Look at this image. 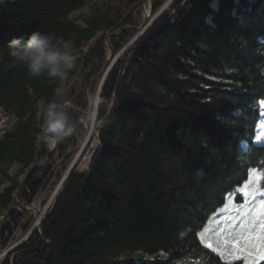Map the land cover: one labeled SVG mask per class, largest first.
Instances as JSON below:
<instances>
[{
  "label": "trees",
  "instance_id": "16d2710c",
  "mask_svg": "<svg viewBox=\"0 0 264 264\" xmlns=\"http://www.w3.org/2000/svg\"><path fill=\"white\" fill-rule=\"evenodd\" d=\"M147 1L0 0V107L15 120L0 140V185L11 183L0 192V226L12 205L53 192L90 130L89 97L99 99L89 171L68 174L41 227L1 264L229 261L199 233L251 168L264 172V144L255 143L264 0H173V13L131 42ZM164 1L153 0L155 12ZM36 31L71 43L79 57L67 97L77 130L55 147L40 123L58 82L30 75L8 46ZM111 49L118 57L104 76ZM14 163L22 180L9 174ZM33 220L20 223L24 233ZM13 233L0 234L2 248Z\"/></svg>",
  "mask_w": 264,
  "mask_h": 264
},
{
  "label": "rangeland",
  "instance_id": "374dc122",
  "mask_svg": "<svg viewBox=\"0 0 264 264\" xmlns=\"http://www.w3.org/2000/svg\"><path fill=\"white\" fill-rule=\"evenodd\" d=\"M173 0H165L162 4V6L158 9V11H154V5L152 0H148L146 5H145V18L144 21H146V25L144 27H141L139 29V32L135 38L131 42H133L138 36L142 35L145 31L148 30V28L162 15L165 13H170L172 14L173 11H171V6H172ZM88 12V8H83L75 12L72 17H77L80 18L82 15L86 14ZM81 20V19H80ZM143 21V22H144ZM143 24V23H142ZM64 45H67L70 47L73 51L74 48L69 42H61ZM117 56L111 55L110 56V64L113 65L116 61ZM106 72L104 73L105 76ZM98 97V96H96ZM42 103H40L41 105ZM91 106V104H90ZM260 110H261V120L257 126V134H260L261 129L260 125L264 123V100L260 101L259 103ZM91 109V108H90ZM95 110H97L96 103H93V110L91 111L92 113V123L90 130L84 140H82L80 144V148L76 154V156L73 158L72 162L70 165L67 167L65 170L64 175L59 179L58 183L56 184L55 189L53 192L49 193L47 190H43L38 194L37 199L31 204V205H24L21 206L20 204L12 205L11 208L13 207H19L17 211L14 213V217L18 221V228H14V241L11 242L7 247L2 248L0 246V264L3 262V260L12 252H15L18 245L24 241L32 231H34L36 228H38V225H35L36 219L42 214L40 222L43 220L44 216L48 212L49 208L52 205V202L57 195L59 189L61 188L62 184L61 181L63 177L66 174H69L70 172H78V173H87L90 169V165L93 159V156L97 150V147L99 145V140L98 136L95 133ZM14 118L7 115L3 109L0 107V134L2 140L4 138V135L8 132H10L13 128L14 125ZM255 137V143L256 144H264V141L262 142H257ZM256 170V172H261L257 168H251L250 170ZM250 172V171H249ZM9 174L11 177H16L17 180H22L23 179V173H22V168L18 163L12 164V166L9 169ZM68 176V175H67ZM67 178V177H66ZM65 178V179H66ZM2 179L0 175V180ZM64 179V180H65ZM250 177L248 176V179L240 186L236 187L234 190H239L243 189V191H231L227 195L226 203L222 207V209H219V213L215 216V224L213 225L211 222H209L205 228L199 233L200 240L205 244V245H212V249H215L220 255L221 253L225 250L223 247H217L218 245L222 244L223 240H225L230 234L231 230L234 229L235 225L239 224V216L238 213L240 211L239 206L245 205L246 203H252L253 201L258 203L259 202V195H253L254 193L257 192V188L264 190V185H262V177L259 181L258 185L251 184L247 188L244 187V185L249 181ZM52 183L54 182V178L51 181ZM11 183L10 182H4L0 185V192L4 191L6 188L10 187ZM238 197L240 199H238ZM40 210V211H39ZM9 212V211H8ZM8 212L6 215H3V221L8 218ZM34 216L33 224L31 228L34 227L31 232V230L28 231L27 233H24V231L20 227V223L24 220H26L28 217ZM39 222V223H40ZM238 230V229H237ZM8 232V231H7ZM201 233L203 235H201ZM223 259L225 260H234L231 259L228 256H223ZM131 257L138 259L137 254H131ZM152 256H146V259H152ZM236 260H242L244 264L243 259H236Z\"/></svg>",
  "mask_w": 264,
  "mask_h": 264
},
{
  "label": "clouds",
  "instance_id": "9594fccd",
  "mask_svg": "<svg viewBox=\"0 0 264 264\" xmlns=\"http://www.w3.org/2000/svg\"><path fill=\"white\" fill-rule=\"evenodd\" d=\"M8 46L10 55L25 66L30 75L46 76L58 82L53 99L43 111L40 127L47 142L61 143L77 130L78 121L69 115L67 97L74 83L70 73L77 67L78 55L50 32L36 31L27 38L14 37ZM98 102V97H89L90 104Z\"/></svg>",
  "mask_w": 264,
  "mask_h": 264
},
{
  "label": "snow or ice",
  "instance_id": "6c2138e0",
  "mask_svg": "<svg viewBox=\"0 0 264 264\" xmlns=\"http://www.w3.org/2000/svg\"><path fill=\"white\" fill-rule=\"evenodd\" d=\"M259 127L261 132L256 140L262 142L264 141V123ZM249 177V181L244 185L245 188L251 184L258 185L261 177H264V172L258 173L253 169L250 170ZM234 191H243V189ZM253 195H259V202L253 201L239 206V224L235 225L231 234L217 246L225 249L221 255L231 259H243L244 264H260V261L264 260V190L257 188V192ZM206 246L212 247V245ZM226 264H231V260Z\"/></svg>",
  "mask_w": 264,
  "mask_h": 264
},
{
  "label": "water",
  "instance_id": "95a60500",
  "mask_svg": "<svg viewBox=\"0 0 264 264\" xmlns=\"http://www.w3.org/2000/svg\"><path fill=\"white\" fill-rule=\"evenodd\" d=\"M153 2V0H152ZM146 21L143 22V24L140 26L141 27H144L146 24ZM111 55H113V49H111ZM112 65L110 64V57L105 65V68H104V72H108L110 69H111ZM96 107H97V103H96ZM93 110V104H91V111ZM96 112V110H95ZM56 146V144L54 145V147ZM68 174H66L62 181H61V184L62 182L64 181V179L67 177ZM19 209V207H13V208H10L9 209V212H8V218L6 220H4L2 223H1V226H0V234L1 235H4L7 231L8 232H13L14 231V228H16L18 226V221L16 220V218L14 217V213L15 211H17ZM41 227V223L39 225V228ZM14 257V255H13ZM12 257V258H13Z\"/></svg>",
  "mask_w": 264,
  "mask_h": 264
},
{
  "label": "bare ground",
  "instance_id": "6f19581e",
  "mask_svg": "<svg viewBox=\"0 0 264 264\" xmlns=\"http://www.w3.org/2000/svg\"><path fill=\"white\" fill-rule=\"evenodd\" d=\"M40 211V210H39ZM41 216H42V214L36 219V223H35V225H40V223L42 224V221L40 222V219H41ZM45 217V216H44ZM42 219H44V218H42ZM40 222V223H39ZM35 228H36V226H34ZM33 227V228H34ZM33 228H31V230L29 231V232H31L32 230H33ZM38 229H39V227H38ZM29 232H28V235H29Z\"/></svg>",
  "mask_w": 264,
  "mask_h": 264
},
{
  "label": "crops",
  "instance_id": "0c3cea01",
  "mask_svg": "<svg viewBox=\"0 0 264 264\" xmlns=\"http://www.w3.org/2000/svg\"><path fill=\"white\" fill-rule=\"evenodd\" d=\"M221 209H222V208H221ZM218 211H219V210H218ZM218 211H217L215 214H213V216H212V217L210 218V220H209V222H211L213 225H216V224H215V216L219 213ZM209 222H208V223H209Z\"/></svg>",
  "mask_w": 264,
  "mask_h": 264
}]
</instances>
